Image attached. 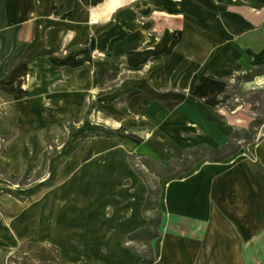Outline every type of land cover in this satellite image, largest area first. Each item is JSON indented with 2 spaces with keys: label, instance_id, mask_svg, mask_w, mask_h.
I'll return each instance as SVG.
<instances>
[{
  "label": "rangeland",
  "instance_id": "obj_1",
  "mask_svg": "<svg viewBox=\"0 0 264 264\" xmlns=\"http://www.w3.org/2000/svg\"><path fill=\"white\" fill-rule=\"evenodd\" d=\"M218 19L231 21L237 35L251 29L264 39V0L130 2L89 44L97 82L60 91V105L46 100L42 115H63V137L48 141L46 159L35 155L34 168L12 170V138L0 135V264H93L84 254L105 261L122 254L131 263L143 245L127 235L125 247L122 237L135 229L137 211L108 210L103 199L93 207L99 190L125 188L141 198L148 181L163 187L199 164L247 156V144L264 135V62L216 78L223 80L216 90L208 67L179 48L186 27L211 34ZM218 119L226 137H213ZM147 141L159 155L142 151ZM27 204L16 221L31 239L13 240L12 215Z\"/></svg>",
  "mask_w": 264,
  "mask_h": 264
},
{
  "label": "crops",
  "instance_id": "obj_2",
  "mask_svg": "<svg viewBox=\"0 0 264 264\" xmlns=\"http://www.w3.org/2000/svg\"><path fill=\"white\" fill-rule=\"evenodd\" d=\"M109 1L0 0V135L12 138L14 150L9 153L18 159L11 161L12 170L34 168L35 155L46 159L48 141L63 137L62 111L57 114L54 110L53 118L42 115L47 112L43 107L46 100L60 105V91L89 90L90 83L97 82L90 69L99 67L98 61L88 59L89 44L95 35L106 32L107 20L137 0H118L120 4L108 14ZM259 17H253L254 21H260ZM215 26L210 32L215 35L186 27L179 48L185 56L208 67L204 76L207 81L214 78L218 90L223 80L216 78L264 62V39L253 37L251 29L237 35L228 20L218 19L208 27ZM236 116L239 114L231 115ZM224 123L218 119L214 138L226 137ZM207 138L211 139L210 133ZM140 148L152 156L159 155L151 141ZM247 150V156H238L233 162L221 159L199 164L187 177H176L163 187L157 181L163 215L160 235L152 240L153 264H264V135L257 142H249ZM148 188L141 198L125 188L120 192L99 190L94 197L95 208L99 207L97 199H103L108 210H121L125 215L137 211L135 229L122 237L125 247L124 237L149 222L144 210ZM30 207L20 205L12 215L16 217L12 221L16 230L13 240L31 239L30 231L16 221ZM40 238L47 239L41 234ZM133 253L131 263L121 253L107 261L84 255L93 264H140L144 249L143 253Z\"/></svg>",
  "mask_w": 264,
  "mask_h": 264
},
{
  "label": "trees",
  "instance_id": "obj_3",
  "mask_svg": "<svg viewBox=\"0 0 264 264\" xmlns=\"http://www.w3.org/2000/svg\"><path fill=\"white\" fill-rule=\"evenodd\" d=\"M149 164V163H148ZM152 167V165L149 164ZM156 174L161 175L159 171H155ZM143 176L146 177L145 172L142 171ZM148 196L144 203V210L146 215L148 216V224L141 228L136 229L134 232L130 233L129 237L133 240H138L143 244L144 256L140 260V264H153L155 260V252L152 246L153 238L160 235V228L162 224V215L163 212L159 206V198L161 195V188L158 182L156 183V187L148 181Z\"/></svg>",
  "mask_w": 264,
  "mask_h": 264
},
{
  "label": "bare ground",
  "instance_id": "obj_4",
  "mask_svg": "<svg viewBox=\"0 0 264 264\" xmlns=\"http://www.w3.org/2000/svg\"><path fill=\"white\" fill-rule=\"evenodd\" d=\"M119 4H120V1H118V0H110L108 2V8H109L108 14H110L112 11H114L115 7H117Z\"/></svg>",
  "mask_w": 264,
  "mask_h": 264
}]
</instances>
